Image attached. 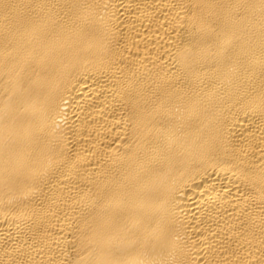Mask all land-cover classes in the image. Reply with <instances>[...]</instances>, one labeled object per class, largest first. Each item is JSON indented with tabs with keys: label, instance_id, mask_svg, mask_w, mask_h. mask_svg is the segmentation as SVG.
<instances>
[{
	"label": "bare ground",
	"instance_id": "bare-ground-1",
	"mask_svg": "<svg viewBox=\"0 0 264 264\" xmlns=\"http://www.w3.org/2000/svg\"><path fill=\"white\" fill-rule=\"evenodd\" d=\"M0 264H264V0H0Z\"/></svg>",
	"mask_w": 264,
	"mask_h": 264
}]
</instances>
